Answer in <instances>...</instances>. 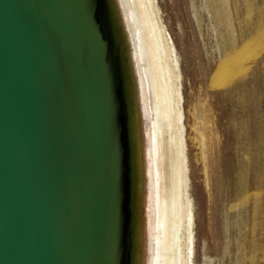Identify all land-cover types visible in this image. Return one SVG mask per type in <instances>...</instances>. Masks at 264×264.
<instances>
[{
	"label": "water",
	"instance_id": "1",
	"mask_svg": "<svg viewBox=\"0 0 264 264\" xmlns=\"http://www.w3.org/2000/svg\"><path fill=\"white\" fill-rule=\"evenodd\" d=\"M133 44L120 0H0V264H148Z\"/></svg>",
	"mask_w": 264,
	"mask_h": 264
},
{
	"label": "rangeland",
	"instance_id": "2",
	"mask_svg": "<svg viewBox=\"0 0 264 264\" xmlns=\"http://www.w3.org/2000/svg\"><path fill=\"white\" fill-rule=\"evenodd\" d=\"M156 1L177 59L184 109L190 264H264V0L225 1L230 21L222 30L237 45L223 84L206 71L217 41L206 17L200 13L201 28L189 0ZM196 128L206 138L209 186Z\"/></svg>",
	"mask_w": 264,
	"mask_h": 264
},
{
	"label": "bare ground",
	"instance_id": "3",
	"mask_svg": "<svg viewBox=\"0 0 264 264\" xmlns=\"http://www.w3.org/2000/svg\"><path fill=\"white\" fill-rule=\"evenodd\" d=\"M225 1L227 0H189V9L198 17L200 27L203 28L204 23L200 18L201 13L208 21V29L213 38L217 39L216 57L214 54V59L208 62L206 71L211 76L214 73V81L219 84L224 83L221 80L224 76L222 73L237 45L234 41H225L222 27H227L230 21L228 2ZM120 2L134 43V58L146 125L149 164L148 264H190L192 199L177 59L157 1ZM197 134L202 141L201 152L209 186L210 167L206 138L201 131L197 130ZM206 264L214 263L206 260Z\"/></svg>",
	"mask_w": 264,
	"mask_h": 264
},
{
	"label": "snow or ice",
	"instance_id": "4",
	"mask_svg": "<svg viewBox=\"0 0 264 264\" xmlns=\"http://www.w3.org/2000/svg\"><path fill=\"white\" fill-rule=\"evenodd\" d=\"M100 30L103 31L102 25L100 27ZM109 73H110V89L112 95L113 127L119 129L121 124V108H122L120 77L115 70H110ZM108 251L113 257H120L121 248H120L119 230L110 235L108 241Z\"/></svg>",
	"mask_w": 264,
	"mask_h": 264
}]
</instances>
